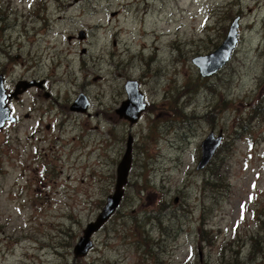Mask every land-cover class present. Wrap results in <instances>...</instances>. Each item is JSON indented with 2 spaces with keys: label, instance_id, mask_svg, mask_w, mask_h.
<instances>
[{
  "label": "rangeland",
  "instance_id": "obj_1",
  "mask_svg": "<svg viewBox=\"0 0 264 264\" xmlns=\"http://www.w3.org/2000/svg\"><path fill=\"white\" fill-rule=\"evenodd\" d=\"M237 17L230 61L202 77L193 58ZM0 37L8 87L35 75L52 91L49 113L25 96L0 129V264H264V0H0ZM130 80L149 106L134 125L116 114ZM128 134L124 199L77 259Z\"/></svg>",
  "mask_w": 264,
  "mask_h": 264
},
{
  "label": "water",
  "instance_id": "obj_2",
  "mask_svg": "<svg viewBox=\"0 0 264 264\" xmlns=\"http://www.w3.org/2000/svg\"><path fill=\"white\" fill-rule=\"evenodd\" d=\"M240 17H237L228 32L227 38L219 49L208 55H198L193 58V64L200 70V75L204 78H209L217 74L222 70L226 64L230 61L234 51L239 45V28H240ZM80 40H84L86 37L85 32H80ZM33 86L30 82H20L17 85L16 93L17 96L22 94ZM125 89L127 92V99L122 103L120 108L117 110L118 115L134 125L139 122L142 114L147 108L144 94L142 93L139 83L137 81L130 80L126 83ZM6 95L3 88V84L0 81V129L4 128L6 122H15L16 118L11 115V110L6 105ZM89 107V101L84 95H80L72 106L73 111L86 113ZM134 138L132 135L129 136L125 153L117 167V178L114 192L108 196L105 206L102 211L95 219L90 222L83 231L82 237L74 247V255L77 259L85 258L89 251L93 248L94 235L99 232L103 226L112 218L114 213L120 207L124 196L125 187L129 182V175L132 169L133 163V143ZM223 143V135L215 136L212 132L208 137L201 143L202 158L198 164L197 170L206 168L210 162L214 159L217 150Z\"/></svg>",
  "mask_w": 264,
  "mask_h": 264
},
{
  "label": "flooded vegetation",
  "instance_id": "obj_3",
  "mask_svg": "<svg viewBox=\"0 0 264 264\" xmlns=\"http://www.w3.org/2000/svg\"><path fill=\"white\" fill-rule=\"evenodd\" d=\"M41 10H45V8H42ZM0 38H1V40H4V37H0ZM88 38L89 37H87V35H86V37H85L86 40L84 39V41H87ZM79 39H80V36H79ZM87 51L88 50H85L84 49L83 53L85 54ZM10 59H12V57H10ZM14 59H17V60L20 59V55L17 56V57H15ZM10 65H11V62H10ZM13 65L10 66V69L11 70H14ZM30 70H31V68H27V72H30ZM25 80L28 81V82H30V83H32L33 86L31 88H29L28 90H26L25 92H23L22 94H19L17 96H14L13 94L16 93L15 91L17 89V85L20 82H25ZM0 81L2 82L3 88L5 90V95H6V101H5V103L11 109L12 114H16V110L13 109V107H14L13 104L22 101L25 96L33 97V99H34L33 104L34 105H38V104L40 105L39 111H40V114L41 115L44 116L46 113H49L50 107L45 106L43 104V102L41 101V100H43L46 103H51V97H52L51 93H52V91L50 93V90H49V87H48V81H46V79H44L42 77H36L35 75H31L29 79H25L24 76H21L20 78L15 79L14 82H13V85L11 86V88H9L8 87L9 76H8L7 70L5 68H2V66H0ZM127 97H128V95H127ZM124 101L125 100H123V102ZM122 103H121V105H122ZM148 107L149 106L147 104V108ZM118 109H116V114L117 115H118V113H117V110ZM86 114H89V113H86ZM28 116L30 117L31 115L29 114ZM119 118L121 120L125 121L126 123L129 122L128 120H126L124 118H121L120 116H119ZM17 121H18V119H17ZM49 128L50 127L48 126L47 129H49ZM129 136H130V134H128V138H129Z\"/></svg>",
  "mask_w": 264,
  "mask_h": 264
},
{
  "label": "bare ground",
  "instance_id": "obj_4",
  "mask_svg": "<svg viewBox=\"0 0 264 264\" xmlns=\"http://www.w3.org/2000/svg\"><path fill=\"white\" fill-rule=\"evenodd\" d=\"M204 115V114H203ZM134 138V137H133ZM129 141V138L127 139V142ZM134 143V142H133ZM199 164V163H198ZM198 166V165H197Z\"/></svg>",
  "mask_w": 264,
  "mask_h": 264
}]
</instances>
